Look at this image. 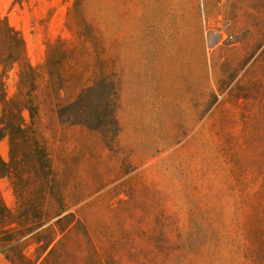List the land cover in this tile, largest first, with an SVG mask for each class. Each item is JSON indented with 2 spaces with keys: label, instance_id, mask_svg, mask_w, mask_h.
<instances>
[{
  "label": "rangeland",
  "instance_id": "1",
  "mask_svg": "<svg viewBox=\"0 0 264 264\" xmlns=\"http://www.w3.org/2000/svg\"><path fill=\"white\" fill-rule=\"evenodd\" d=\"M70 7L64 0H0V20L20 34L38 74L36 130L67 201L89 194L85 202L98 203L102 242L173 220V256L160 262L161 253L136 239L116 248L121 264L132 263L129 255L137 264H254L245 224L264 210V0H82L79 15L92 27L105 72L95 84L92 48L81 55L65 27ZM58 39L88 64L86 109L68 68L66 79L48 81L46 50ZM17 81L12 68L6 99ZM0 156L8 161L7 140ZM131 184L134 200L125 195ZM0 193L12 209L6 179ZM0 264H7L1 256Z\"/></svg>",
  "mask_w": 264,
  "mask_h": 264
},
{
  "label": "trees",
  "instance_id": "2",
  "mask_svg": "<svg viewBox=\"0 0 264 264\" xmlns=\"http://www.w3.org/2000/svg\"><path fill=\"white\" fill-rule=\"evenodd\" d=\"M64 1L71 4L65 27L80 44L81 55H89L87 45L94 53L89 56L98 67L93 72L92 83L95 84L96 79L105 77V72L100 69L103 64L100 53L93 46L92 27L79 15L82 0ZM81 55L58 39L47 46L44 67L50 83L57 77L66 79L63 71L68 68V78L73 77L72 85L79 88L77 100L86 109L85 98L90 89L85 88L82 79L88 64L83 62ZM12 68L17 69V92L8 100L4 78ZM37 78L36 70L27 61L20 34L0 20V142H8V161L0 156V181H8L14 197V207L10 209L0 193V256L3 260L7 264H121L116 248L131 247L136 244V239H140L146 248L161 253L156 257L160 262L173 256L178 248L175 243L177 227L172 219L167 226L138 227L130 239L119 238L110 243L105 238L102 242L99 233L104 234V230L94 223L98 203L85 202L89 194L77 195L71 203L67 201L62 180L53 169L44 141L36 130L39 108L33 94ZM253 123H250L251 132ZM232 159L235 163L234 157ZM129 189L131 194L125 195L131 200L137 199L136 186L131 184ZM77 205L80 208L76 212L69 211L71 206ZM107 210L111 212L109 208ZM134 217L139 224L142 216L134 213ZM157 217L162 218L163 214H155ZM245 237L247 258L254 264H264V210L256 211L246 222ZM129 260L131 264L138 263L131 255Z\"/></svg>",
  "mask_w": 264,
  "mask_h": 264
}]
</instances>
